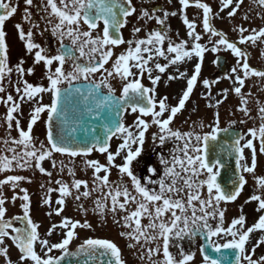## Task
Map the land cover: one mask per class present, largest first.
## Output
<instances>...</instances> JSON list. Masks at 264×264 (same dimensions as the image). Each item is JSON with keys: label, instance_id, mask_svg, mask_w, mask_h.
<instances>
[{"label": "snow or ice", "instance_id": "6c2138e0", "mask_svg": "<svg viewBox=\"0 0 264 264\" xmlns=\"http://www.w3.org/2000/svg\"><path fill=\"white\" fill-rule=\"evenodd\" d=\"M20 2L0 0V94H5L0 95V103L7 109L3 119L8 133L2 140L0 173L38 170L47 176V184L57 187L40 185L45 192L42 206L48 208L50 220L53 216L60 219L51 222L42 236L38 231L41 225L31 215V196L22 186L32 183V177L9 174L0 179V257L4 264H128L114 240L81 239L78 230L95 232L87 219L89 212L102 226L111 217L121 229L118 235L142 264H194L196 252L186 251L181 242L187 240L191 248L201 239L198 250L203 264H264V255L256 257L257 249L264 246V174H257L259 157L264 156V103L251 90L244 91L250 79L264 84V67L253 66L248 51L264 45V26L234 24L237 39L233 41L214 23L225 18L231 23L243 11L241 20L251 25L253 10H243L245 0H219L218 11L206 0H178L176 11L161 5L145 7L150 0H22V10ZM251 4L261 10L255 15L264 21V0H251ZM190 6L198 15L202 10L200 31L185 11ZM225 10L227 17L221 15ZM18 13L22 22L14 27L24 56L10 66L5 26ZM176 16L182 19L187 39L180 38L178 31L176 39L172 37L168 20ZM153 20L159 27L146 30ZM130 24L132 38L125 39L123 30ZM141 32H145L143 37ZM46 33L57 42L54 54L47 44L36 42L38 35ZM205 36L207 41L202 43ZM120 46L125 47L117 54L114 50ZM208 52H229L235 64L218 78H204ZM260 55L264 57V51ZM27 56H32V66L25 67ZM222 61L217 55L213 63L223 70L226 61ZM40 64L47 85H33L25 79L34 75ZM13 72L17 75L16 97L4 86L6 81L12 83ZM222 79L231 81V87L214 94L213 87ZM171 82H183L180 93L173 97L175 105L169 103L168 94L160 92L161 84L168 88ZM201 85L205 91L200 99L205 110L211 111V118L200 117L199 105L194 103L191 111L197 119L190 115L184 121L188 124L191 120L188 130L173 128L194 89ZM232 94L239 103L231 115L239 112L246 119L230 120L222 126L221 106ZM45 95L48 103H44ZM251 100L257 106L256 117L251 115ZM22 104L32 105L26 129L21 124L25 115ZM44 114L46 136L37 143L33 129ZM130 114H135L132 124L126 122ZM249 120L253 124L259 120V125L247 132L236 127L246 126ZM152 127L156 128L151 133L154 144L158 141L163 147L171 141L173 147L158 155L160 169L144 163L145 176H138L135 169L142 163L146 133ZM12 130L18 137L11 136ZM114 140L119 141L115 146ZM94 152L103 156L104 162L90 159ZM57 155L61 159L57 160ZM78 157L81 170H91L90 179L76 178ZM230 160L234 167L229 166ZM45 161L58 174L67 172L70 182L52 181L53 172L43 166ZM112 169L118 170L117 181L111 180ZM247 176L252 177L254 190L244 204L256 202L258 219L248 226L241 205V214L226 222L225 206L241 196ZM5 186L13 192L10 199L4 195ZM53 192L58 193L54 202ZM69 198L77 202L82 220L64 215ZM17 200L22 214L8 217L6 204ZM89 200L91 208L85 203ZM256 232L261 235L253 240ZM54 235L60 236L56 242L51 240ZM11 247L19 253L15 262L10 257ZM224 250L230 251L231 258Z\"/></svg>", "mask_w": 264, "mask_h": 264}, {"label": "rangeland", "instance_id": "374dc122", "mask_svg": "<svg viewBox=\"0 0 264 264\" xmlns=\"http://www.w3.org/2000/svg\"><path fill=\"white\" fill-rule=\"evenodd\" d=\"M242 47H246V46H242ZM248 51L251 54V57H250L251 64L255 67H258V68L264 67V57H261V55H260L261 51H264V45H262L260 48H248ZM225 53H227L231 59V62L229 63V66H228V69H230L235 64V59L229 52H225ZM209 54H210L209 59H210V61L213 62V60L215 59V54L211 53V52H209ZM214 65H215L214 63L211 64L210 62L208 64V60L206 59V63H205L206 69L211 67V66H214ZM229 87H231V81L226 80V79H222V80H220V89L218 87L217 91L224 89V88H229ZM261 89H264V84H262L258 79L253 78V79H250L246 82V87H245L244 91L247 92V91L251 90V92L254 94L255 98L260 100L262 103H264V91H262ZM217 91L213 89L214 94ZM202 92H204L203 89H202ZM48 102H49V100L47 99V103ZM238 103H239L238 98L234 94H232L229 96L228 100L221 106L222 124H226V121L229 119V114H230L231 119H235L236 117H237V119L238 118L239 119H246L245 117H243V114L239 113V112H237L235 114V116L231 115V112L234 110L235 106L238 105ZM249 107L252 109V112L255 111V109L257 108L255 100L250 101ZM5 110H6V108H5ZM5 110H3L2 103H0V132L4 131V127H5L4 126L5 121L3 119L6 116L7 110L6 111ZM202 111L206 112V110H202ZM209 113L211 114L210 111H209ZM26 114L27 113H25V116H26ZM251 114H254V113H251ZM199 116L200 117L206 116L209 119L211 118V116L203 115V114H199ZM28 118H24V121H27L25 123L26 125L28 123ZM193 118L197 119V116H195ZM43 119H46V114L43 115L42 120L38 121L37 124L34 126V129H33V135L37 138V141L45 133V125L43 123ZM117 143H119V141L115 140V142H113V145L115 146V144H117ZM118 162L120 163L119 159H118ZM84 173L90 179L91 174H92L91 170L88 169ZM260 174H264L263 169L260 171ZM117 175H118V170L116 171L115 169H112L111 180L116 181L115 178ZM251 183L254 184V181L250 180V182L248 183V187H249V184H251ZM26 188L28 189L29 194L31 196V204L33 205V204L37 203V205H35L32 208L31 215H32L33 220L41 225V227L38 229V231L43 236L47 232V229L50 227V223L55 222V220H58L59 217L53 216L50 220V218L47 216L46 219H43L44 218V217H42L43 214H41V212H40L42 207L40 205H42L41 204V198L45 195V193H43L44 191L41 190V188L35 189L33 186L26 187ZM247 192H248V190H247ZM244 194H246V193L244 192ZM4 195L10 199L11 196L13 195V192L10 188L5 186ZM53 198L55 199V196H52V199ZM244 199H245V196H243L241 199L239 198V200L232 202V203H229L225 206L227 208L226 222H230L231 219L237 218L241 214L240 213V206L241 205H244L243 213L246 215V223L248 226H251L258 219L259 214L255 212V208L257 207L256 202H253L252 204L249 203V204L245 205L244 202L247 199H245V200ZM20 203H21V201L17 200L16 201V207L12 208L11 210H8L7 214L11 213V212L13 213V212L22 211V209L20 208ZM86 206L91 208L92 202L87 201ZM53 207H55L54 203H53ZM251 208H254L253 213H250V211H249ZM46 210L48 211V208H46ZM254 217H255V219H254ZM72 218L74 219V216H72ZM79 219H81V220L83 219L81 214H80ZM87 219L93 223L94 228H95V232H92L90 230H78L80 232V237L82 236L81 239H83V237H85V236L95 235V234L110 236L109 238L116 240V242L119 244L120 248L123 250V255L127 259L128 264H142V262L135 255H133L132 250H129L126 247L127 241L118 235L120 228L117 225L113 224L111 217L108 218L107 224L105 226L100 225L98 218L96 216H94L91 212H89ZM259 233L260 232L255 233L256 237H258L260 235ZM59 239H60L59 235H54L53 237H51V240L53 242H56ZM220 242H223V241H220ZM38 250H39V246H38ZM260 255H264V246L257 249V251H256V257H258ZM143 264H147V262L145 261V262H143Z\"/></svg>", "mask_w": 264, "mask_h": 264}, {"label": "flooded vegetation", "instance_id": "af4514ba", "mask_svg": "<svg viewBox=\"0 0 264 264\" xmlns=\"http://www.w3.org/2000/svg\"><path fill=\"white\" fill-rule=\"evenodd\" d=\"M5 2H8V0H5ZM39 2H40V0H36V3H39ZM206 2L211 4V6L213 7L214 11H218L219 10V8H218L219 0H206ZM157 5L163 6L168 11H176V10H178L180 8L178 0H172L171 4H167L166 0H150V4H146L145 7H148V6L155 7ZM243 6H247L248 9L249 8H252V9L258 8L256 5L251 4V0H245V3H244ZM23 7H24V5H23V2L21 0V2H20L21 10L23 9ZM185 11H186V13H187V15H188V17L190 19H195L196 20L197 25H198L197 30L200 31L201 28H202V25L200 24V21L202 19V10H199V13H200L199 15L197 14L198 10L194 6H190ZM35 18L37 20H39V16H36ZM21 22L22 21H21L20 13H18L17 15H15L13 18H11L9 21L6 22V26L5 27H6V32L8 34L7 35V41L9 43V45H10V66H14L17 63L18 59L21 56H24L23 43L21 41H19L16 29L14 27L15 24L21 23ZM133 23H135V21H133ZM141 23H143V22H141ZM214 23H215V27L218 30H220V19H216ZM168 24L170 25L171 34H172L173 39H176V35L175 34H176L177 31L179 32L180 38L187 39L186 28L183 25L182 19L180 18V16L170 17L169 20H168ZM41 25L43 26V22H41ZM24 27H25V30L27 31L28 25L25 24ZM131 27H132V25L130 24L126 29L123 30V35H124L125 39L132 38L131 37V31H130ZM158 27L159 26L156 25L155 21L153 20V21H150L147 24L146 30L156 29ZM144 35H145V32H141L139 34L140 37H143ZM206 41H207V36H205L204 40L201 41V42L205 43ZM36 42L40 43L42 46L47 44L49 47H51L53 49V54H54L55 48L58 46L55 38L51 37L47 33L43 37L38 35L36 37ZM124 47L125 46H120V52L123 51ZM114 51L116 52L117 49H115ZM207 57H208V53L205 54V59H207ZM25 59L27 61L26 64H25V67L32 66V60H33L32 56H27V57H25ZM44 73H45V69L43 67V64L36 65L35 66L34 75L26 76L25 79H27L33 85H37V84L47 85V80L44 78ZM10 78H11V82L12 83L8 84L7 81H6L4 86L6 87L8 93H11L14 97H16V95H17L16 92H15V86H16V83H17V75H16V73L13 72L11 74ZM145 82L150 86L149 81L147 79H145ZM182 84H183V82H171L170 86L168 88H165L163 86V84H161L160 92H161V94L176 93V92L181 90ZM20 86L22 87V85H20ZM44 98H47V96L45 95ZM169 102H170V95H169ZM30 107H32V105H30V104H22V109L29 110ZM129 116L132 117V118H135V114H130ZM176 122L177 121H175L174 123H176ZM188 128H189V126H188ZM57 160H58V158H57ZM43 166L49 171H53L54 170V169H52L51 164H50L49 161L43 162ZM44 178L46 179V181L49 180V178L47 176L43 175V179ZM57 179H63V175H60L58 173L56 175H54V172H53V176L51 177V180L55 181ZM6 207H7L8 210H11L12 208L15 207V204L8 203V204H6ZM32 208H33V206H32ZM7 243L9 244V242H7ZM13 252H14L13 249L10 248V255H12Z\"/></svg>", "mask_w": 264, "mask_h": 264}, {"label": "water", "instance_id": "95a60500", "mask_svg": "<svg viewBox=\"0 0 264 264\" xmlns=\"http://www.w3.org/2000/svg\"><path fill=\"white\" fill-rule=\"evenodd\" d=\"M229 166H230V167H234V160H230V161H229ZM224 254H228L229 257L231 258V253H230L229 250H224ZM212 255L218 257L220 254L212 253Z\"/></svg>", "mask_w": 264, "mask_h": 264}]
</instances>
